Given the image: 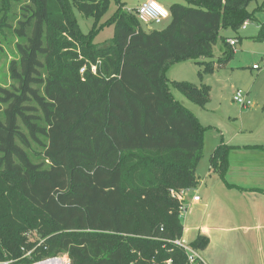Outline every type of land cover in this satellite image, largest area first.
I'll use <instances>...</instances> for the list:
<instances>
[{"label":"trees","instance_id":"16d2710c","mask_svg":"<svg viewBox=\"0 0 264 264\" xmlns=\"http://www.w3.org/2000/svg\"><path fill=\"white\" fill-rule=\"evenodd\" d=\"M257 1L175 3L171 22L150 32L122 0H32L5 16L15 56L12 85H0V262L67 254L69 264H190L176 244L184 225L173 192L197 187L208 128L172 90L205 108L211 87L167 75L194 62L202 82L215 64L226 65L235 49L223 31L252 20ZM74 9L94 19L95 31H81ZM112 25L113 38L97 46V33ZM64 32L85 56V49L101 54L97 74L91 57L55 60ZM230 150L221 144L210 158L222 178ZM32 231L42 239L36 247L24 237ZM208 245L199 235L189 246L200 252ZM23 249H32L30 258L22 259Z\"/></svg>","mask_w":264,"mask_h":264},{"label":"crops","instance_id":"0c3cea01","mask_svg":"<svg viewBox=\"0 0 264 264\" xmlns=\"http://www.w3.org/2000/svg\"><path fill=\"white\" fill-rule=\"evenodd\" d=\"M222 68L225 65L215 64L210 76ZM235 92L226 86L224 102L215 104L210 99L205 108L198 106L205 124L193 112L208 128L205 135L213 134L208 140L207 166L198 167V185L186 200L181 242L207 237L209 245L197 252L204 264H264V94L252 95L249 90L253 106L243 109L233 100ZM206 141L205 137L204 146ZM221 144L231 148L224 178L210 166L211 155ZM195 196L200 197L198 202L193 201Z\"/></svg>","mask_w":264,"mask_h":264},{"label":"rangeland","instance_id":"374dc122","mask_svg":"<svg viewBox=\"0 0 264 264\" xmlns=\"http://www.w3.org/2000/svg\"><path fill=\"white\" fill-rule=\"evenodd\" d=\"M147 0H122L124 8L128 11L135 12L136 9ZM162 4L165 8L170 9V6L177 4H186V0H156ZM32 0H0V48L5 52L1 58L0 62V85L8 87L12 85V80L9 73V64L14 59L15 56V39L12 35V32L9 30V27L5 25V16L12 14L13 16L18 15L20 6L22 4L30 5ZM264 0H259L252 3L249 6V12L253 14L252 20L248 21L247 30H243L242 27L238 31L226 30L223 31L225 37L238 35L242 43L235 46L234 57L225 65V68H222L218 74L214 76H205L201 82L198 73L203 68L196 65L194 62H184L180 63L177 66L173 67L168 73V78L170 80H175L177 82H188L195 87L200 88L202 84L206 86H211L212 91L210 94V99L212 103L219 104L224 102L223 98L226 93V86L228 88L242 89L246 92L251 90L252 95L257 93L259 95L264 94V68L262 70L255 71L253 69L254 65L260 64L262 62V57L264 56V37L261 35V29L264 24V8L262 5ZM260 7V8H259ZM259 8V10H257ZM73 8H71L72 10ZM116 11V5L113 3L110 12L105 17V20L108 19ZM74 14L77 18L78 25L81 31L85 35H89L94 27L93 18H85L78 10L74 9ZM171 22V18L166 20L162 25L156 26L151 25L150 29L145 24H141V27L144 31L150 32L151 30H161L164 29ZM115 33V26H106L101 30L94 38V43L101 47L108 44V41L111 40ZM63 37L67 40L64 43L57 45L55 50V60H57L61 65L63 63V58L70 57L76 59L79 57V60L92 59L96 60V63L91 62V70L93 73L97 74L98 66L100 65L102 58L100 55H95L92 51L86 50V56L82 51L83 45L79 42L77 43L73 38L67 33L64 32ZM233 38V37H232ZM223 50L221 44H218L214 47V54L216 57L221 56ZM91 54V55H90ZM87 68V66H85ZM81 73V72H80ZM82 74V73H81ZM257 82V83H256ZM173 96L178 100L183 106L187 109L194 112L202 123H207V119L200 112V108L190 102L184 95L176 90H172ZM226 101V99H225ZM225 104V103H224ZM237 105V104H236ZM213 132H210L205 135L207 146H204V155L199 164L200 169L207 166V153L209 151V137ZM204 137V139H205ZM27 238L28 244H33L35 247L42 240L40 235L36 231L29 232L24 235ZM184 245H190L189 240H184ZM34 249V248H32ZM32 249L27 250L23 249L24 256L22 259L30 258L32 254ZM44 260V259H43ZM20 260H11V261H1L0 264L10 263V264H34V261L31 263H21Z\"/></svg>","mask_w":264,"mask_h":264},{"label":"built area","instance_id":"2783aa9c","mask_svg":"<svg viewBox=\"0 0 264 264\" xmlns=\"http://www.w3.org/2000/svg\"><path fill=\"white\" fill-rule=\"evenodd\" d=\"M133 14L136 15V17L138 18L141 24L147 25L149 29L151 28L150 27L151 25L160 26L166 20L171 18L169 9L165 8L162 4H160L156 0L145 1L136 9V11ZM247 26H248V22H246L242 26V29L246 30ZM227 43L235 49V46L239 44V39L229 38L227 40ZM263 68H264V56L262 57V62L260 64L253 66V69L255 71L262 70ZM84 71L85 70L83 69L81 73H84ZM233 100L239 107L243 109H248L253 106V102L249 99V94L242 89L236 90ZM189 191L190 190L184 189L178 192H173V197L177 199L181 204L182 215L187 209L186 200L188 198ZM199 200H200V197L198 196H195L193 198V201L195 202H198ZM176 244L183 247L187 251L189 255L190 264H195V260L199 259L197 255V251H194L193 249H191L189 245H184V243H182L181 241L177 242ZM69 263H70V260L67 254H60L58 256L49 257L42 261L35 262L34 264H69ZM5 264H10V263H5Z\"/></svg>","mask_w":264,"mask_h":264}]
</instances>
